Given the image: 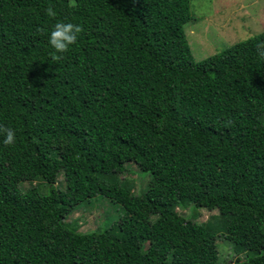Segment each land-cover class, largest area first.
I'll list each match as a JSON object with an SVG mask.
<instances>
[{
    "label": "trees",
    "instance_id": "1",
    "mask_svg": "<svg viewBox=\"0 0 264 264\" xmlns=\"http://www.w3.org/2000/svg\"><path fill=\"white\" fill-rule=\"evenodd\" d=\"M191 5L0 0V264H264V32L197 62ZM98 196L117 221H67Z\"/></svg>",
    "mask_w": 264,
    "mask_h": 264
},
{
    "label": "rangeland",
    "instance_id": "2",
    "mask_svg": "<svg viewBox=\"0 0 264 264\" xmlns=\"http://www.w3.org/2000/svg\"><path fill=\"white\" fill-rule=\"evenodd\" d=\"M192 16L197 21L185 27L188 43L197 62L223 52L233 45L246 41L264 32V0H192ZM149 174L141 173L137 166L131 165L130 171L121 175L120 180H128L133 184L134 192L139 193L145 186ZM150 177V176H149ZM148 178V177H147ZM59 190L65 191L63 177L59 179ZM40 183L25 182L19 189L26 191ZM46 191V190H45ZM191 208L178 209L182 215L190 213ZM121 207L104 196H98L81 205L68 219L73 226L78 225L81 232L103 231L106 223L117 221ZM218 212L201 210L199 222H206ZM230 246L220 240V254L226 264H235ZM236 256V255H235ZM237 259V257H236Z\"/></svg>",
    "mask_w": 264,
    "mask_h": 264
},
{
    "label": "clouds",
    "instance_id": "3",
    "mask_svg": "<svg viewBox=\"0 0 264 264\" xmlns=\"http://www.w3.org/2000/svg\"><path fill=\"white\" fill-rule=\"evenodd\" d=\"M50 14L54 13L50 12ZM79 31L80 28L72 23H56L48 36V42L57 53H63L76 42ZM3 142L8 145L15 142V134L12 130H7Z\"/></svg>",
    "mask_w": 264,
    "mask_h": 264
}]
</instances>
